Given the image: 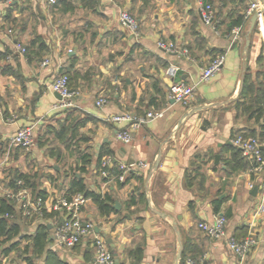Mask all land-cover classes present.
Segmentation results:
<instances>
[{
    "label": "crops",
    "instance_id": "1",
    "mask_svg": "<svg viewBox=\"0 0 264 264\" xmlns=\"http://www.w3.org/2000/svg\"><path fill=\"white\" fill-rule=\"evenodd\" d=\"M71 1L75 10L64 14L47 0H0V199L13 203L23 236L32 237L41 224L48 229L44 253L26 260L93 264L99 237L117 264H181L183 251L187 257L182 264L188 259L198 264H264V213H257L264 171L250 173L232 163L229 150L233 130L247 126L235 107L246 65L255 71L258 57L264 56V12L244 56L255 14L247 16V11L256 0H208L214 8L210 25L199 16V0H95L85 8ZM123 11L136 19V31L121 23ZM238 15L247 20L235 38L232 22ZM37 39L47 51L34 46L31 59L16 51V43L31 47ZM159 41L173 43L179 52L161 50ZM221 54L226 58L220 71L200 82L202 70ZM171 67L176 69L173 77L168 74ZM66 70L75 76V98L68 110L84 122L72 144L92 155L84 180L90 190L113 198L109 214L86 198L81 217L94 224L95 233L72 248L56 244L54 234L64 211H58V220L49 208L64 198L72 167L68 164L80 165L79 151H69L73 159L67 164L63 154L68 148L54 158L44 147L9 145L19 128L32 126L36 139L66 120L67 110L54 108L58 99L51 88ZM178 82L195 87L187 105L169 99L171 85ZM101 98L106 103L98 106ZM148 111L161 116L134 131L128 144L117 133L129 123L106 121L112 115L143 116ZM101 151L102 161L111 157L117 165L129 164L134 176L122 185L113 179L103 182L96 174ZM17 173L32 177L45 192L49 213L26 227L18 202L8 197L16 192L10 182ZM215 201L221 202L222 214H230L226 236L220 239L198 226L212 221ZM249 235L257 244L245 257L231 251L229 237ZM7 258L3 256L2 264H9Z\"/></svg>",
    "mask_w": 264,
    "mask_h": 264
},
{
    "label": "built area",
    "instance_id": "2",
    "mask_svg": "<svg viewBox=\"0 0 264 264\" xmlns=\"http://www.w3.org/2000/svg\"><path fill=\"white\" fill-rule=\"evenodd\" d=\"M49 4L55 5L59 0H47ZM264 0H256L251 3L247 16L256 13L263 9ZM263 2V3H262ZM199 16L203 23L210 25L214 21V8L210 3L204 0H199ZM121 23L133 31H136L137 21L132 18L128 12L123 11L119 15ZM235 38L241 34V28L237 27L233 30ZM158 47L168 53L179 52L177 47L173 43H167L164 41L158 42ZM15 49L21 54L26 53L25 47L16 43ZM181 53L186 54L187 51L183 50ZM225 55L221 54L215 57L207 67H205L200 75V82H208L211 80L216 73H218L225 62ZM48 61L43 62V65H47ZM176 69L171 67L168 69L170 76H175ZM69 79L65 74L59 75L51 84V88L55 93L61 96L60 100H57L54 108L56 110H64L73 106L75 93L69 88ZM194 86L187 85L182 82L173 83L169 89V99L174 102L187 105L194 95ZM106 103L104 98H101L98 102V106H103ZM161 116V112L148 111L143 116H136L131 113H123L118 115L108 116L106 121L112 123H129L127 129L121 130L117 133V138L125 144L132 141V134L138 130L145 123L150 120L157 119ZM35 136L34 128L32 126H25L19 128L17 132L9 138V145L21 146L24 148H30L34 145ZM232 144L238 148L243 157L247 159L251 168L250 173H257L264 171V153L262 151V144L256 137H244L243 135H237L232 139ZM112 163L111 157H106L102 161L101 174L107 176L108 173L106 168ZM131 165L126 163L120 164L122 174L119 176L120 181H124L126 175L131 170ZM17 185H22L19 180ZM8 197L18 202V207L22 216L30 218L33 216L42 218L44 211H47L46 200L41 196H33L31 192L26 188H21L17 192L8 194ZM86 202V198L79 194L75 196L71 201L65 198L54 201L50 206V210L53 211H64L63 221L59 223L55 230L54 239L56 244L60 247L72 248L79 244L86 238L93 236L95 233V226L91 222L84 221L81 217V207ZM258 214L264 213V178L260 183L259 190V206L257 209ZM4 217L12 219L13 214L6 213ZM199 229L207 236L213 239H220L226 236L227 218L224 214H215L212 221H202L199 223ZM257 244V240L249 235L242 239L235 237H229L228 245L232 252L240 257H245ZM93 264H117L116 259L109 249L104 239L97 237L95 240V255ZM187 264H198L192 259L187 260Z\"/></svg>",
    "mask_w": 264,
    "mask_h": 264
},
{
    "label": "trees",
    "instance_id": "3",
    "mask_svg": "<svg viewBox=\"0 0 264 264\" xmlns=\"http://www.w3.org/2000/svg\"><path fill=\"white\" fill-rule=\"evenodd\" d=\"M82 4L83 8H85L86 4L92 5L95 3V0H78ZM208 3V0H204ZM71 0H59L55 7L58 8L62 13L66 14L68 12H73L75 7L71 3ZM247 17L245 15H238L236 19L232 22L233 27L242 28L244 23L246 22ZM37 46L40 51H47V47L40 42V40L32 41L31 47H25L26 53L25 56L28 59H31L32 47ZM62 74L68 76L69 79V88L73 91L74 87L72 86V81H74L75 76L70 73L69 70H66ZM236 110L238 112L239 117H243L247 122V126L243 129L233 130L232 138H235L237 135H243L244 137H256L259 139L260 143L264 147V56L261 54L257 59V68L253 71L249 65H246L244 82L242 85V89L240 95L235 104ZM69 109V108H68ZM67 110L66 120L64 122L59 123L58 128L55 129V139L61 143L66 144L68 147L73 143V141L78 136V129L83 125V121L77 119L71 113V110ZM252 122V125L250 124ZM54 130V129H53ZM52 130V131H53ZM42 142V141H41ZM67 147V148H68ZM229 150L232 153V163L238 164L242 168L250 169L251 164L245 159L241 153V151L233 145L229 146ZM264 153V148H263ZM79 160L80 165L76 166V170H73L70 173V181L68 187L65 189L63 197L71 201L75 196L81 194L85 198H91L98 206L99 210L103 214H109L112 210L113 198L105 193H96L90 190L89 186L86 184L83 174L88 172L87 166L92 162V155L86 151L79 150ZM103 151H101L96 158L97 166H96V174L100 176L103 182H106L110 179H113L118 185L125 184L127 180L134 176V172L129 171L126 175L124 181L119 180V176L122 174V170L120 169V165L117 163H113L111 168H106L108 175L105 177L101 174L102 170V158ZM227 167L231 168V160L227 163ZM79 173L80 177H77L76 174ZM22 182V185H17L18 181ZM10 187L14 191H18L21 188H26L31 191L33 196H41L44 200H46V195L43 190H39L37 188V184L32 181V177L24 174L17 173L14 175L13 179L10 182ZM134 201L131 200V204ZM221 202H214V212L215 214L221 213ZM9 213L13 214L15 217V210L13 203L8 198L0 199V236L5 237V241L12 242L15 238H20L24 240L26 236L22 235V228L18 221V218L9 219L4 217V214ZM52 215H56L59 220L60 215L58 211H52ZM49 215L47 211H44V215L42 218ZM226 218L230 216L229 212L224 213ZM36 217V216H33ZM27 218V217H26ZM29 238V237H28ZM31 242V246L26 245V250L29 247L33 250V252L37 255L44 253L45 247L48 243V229L46 224H41L37 228L36 232L32 237L29 238ZM20 240L14 243H11V249H14L18 246ZM10 252V248L4 250V255ZM187 257V254L183 251V256L181 260V264L184 259ZM29 264H32L29 262ZM47 264H52L50 258H47ZM62 264V263H61Z\"/></svg>",
    "mask_w": 264,
    "mask_h": 264
},
{
    "label": "rangeland",
    "instance_id": "4",
    "mask_svg": "<svg viewBox=\"0 0 264 264\" xmlns=\"http://www.w3.org/2000/svg\"><path fill=\"white\" fill-rule=\"evenodd\" d=\"M128 14H130V13L128 12ZM132 18H134V17L132 16ZM67 21H69V20H67ZM137 26H138V23H137ZM47 131H49V132H46L42 136H38L35 139L34 145L32 147L33 148L37 147V146L38 147H44L49 154L53 155V157L56 158L58 153H63L64 149H66L68 146L64 143H61V142H58L57 140H55V135H54L55 130L50 131V129H47ZM32 147H30L29 149H31ZM79 147H80V145L77 144L76 142H74V145L71 144L68 147V150H66L65 154H63V155H65L63 160L67 161V164H68V161L70 163V160L73 159L70 156H68L69 151H71V152L76 151V153H77V151H79L78 150ZM69 166H72V167H70L71 173L73 170H76V167L74 165L68 164V167ZM55 201H57V200H55ZM16 217L14 216V218H16ZM36 218L37 217H30V218L21 217L23 227L30 226V223L33 222L34 220L36 221ZM37 219H39V218H37ZM22 235H24L23 232H22ZM29 238H28V236H26V238L24 240H21L20 238H15L12 240V242H8V241L6 242L5 237L0 236V264L3 263L2 262L3 256H5V257L8 256L7 263H9V264H27L28 260H26V257L30 258L31 255L34 256V259L39 258L40 255L35 254L30 247L28 250L25 249L26 243H29L28 245L31 246V242H30ZM19 240H20V242H19L18 246L14 249H11V243H14V242L19 241ZM8 248H10V252L8 254L4 255V250L8 249ZM36 262L38 263V260H36Z\"/></svg>",
    "mask_w": 264,
    "mask_h": 264
},
{
    "label": "water",
    "instance_id": "5",
    "mask_svg": "<svg viewBox=\"0 0 264 264\" xmlns=\"http://www.w3.org/2000/svg\"><path fill=\"white\" fill-rule=\"evenodd\" d=\"M264 12V5H263V9H261L260 11L256 12L253 17L251 18V26H250V30L248 31L247 33V36H246V48H245V51H244V56H245V59H247L248 57V46L250 45V39H249V36L250 34L252 33V31L254 30L255 28V25L257 23V20L259 19L260 15ZM243 82H244V76L242 78V85H243ZM55 97L60 100L61 99V96L58 94V93H55ZM216 160V163H218L219 161V156H216L215 158ZM159 160V159H158ZM158 161H157V165L156 167L158 166ZM79 177V175H77ZM259 190V187L258 186H255L254 189H253V192H252V195L256 196L257 192ZM115 208H119V205L118 203L115 204ZM63 221V218L61 219V222ZM181 257V252L179 254V259Z\"/></svg>",
    "mask_w": 264,
    "mask_h": 264
}]
</instances>
